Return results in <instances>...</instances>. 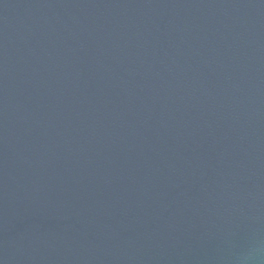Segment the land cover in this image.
Returning <instances> with one entry per match:
<instances>
[{
    "label": "water",
    "instance_id": "95a60500",
    "mask_svg": "<svg viewBox=\"0 0 264 264\" xmlns=\"http://www.w3.org/2000/svg\"><path fill=\"white\" fill-rule=\"evenodd\" d=\"M0 264H264V0H0Z\"/></svg>",
    "mask_w": 264,
    "mask_h": 264
}]
</instances>
